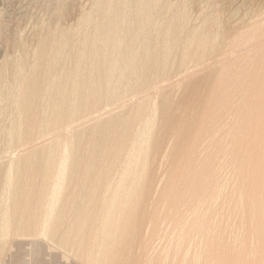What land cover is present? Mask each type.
I'll return each instance as SVG.
<instances>
[{"label":"bare ground","instance_id":"6f19581e","mask_svg":"<svg viewBox=\"0 0 264 264\" xmlns=\"http://www.w3.org/2000/svg\"><path fill=\"white\" fill-rule=\"evenodd\" d=\"M35 1H37V0H34V2ZM48 1H50V0H47L46 2H48ZM55 1L57 2V0H55ZM74 1H73V3H74ZM80 1L81 0H79V2ZM87 1H90V0H87ZM108 1H109L108 5H106V7L103 5V7L106 8L105 12L103 11L105 14L104 15L105 20L102 19L103 18V16H102L101 19H102V22L103 21L104 22H103V25H101V27L97 26V29L99 28L100 30H99V33L96 34L97 36L100 35L105 41L104 51H103L104 54H103V57L101 58L100 66L92 68V67H89V65L88 66L86 65V68L88 67V71L86 72V75L84 74L85 71L83 70L82 65H81V61L83 62V58H82L83 52L81 51L82 50L81 48H83V43H82V41H79L81 38H84L85 35H83V37H80V39L78 37L80 36L79 34H81V31L84 32L83 31V25H84L86 30H87V28H89L90 25H88L87 24L88 22H85L86 20L83 19L84 23H82V25L80 24V28H78L77 30H74V34H75V36H77L76 38L79 39L76 41V46L74 44V47L78 48V50L79 49H81V50L79 52L77 50H75V51H77V53L74 56H76V58L78 60L75 59L76 61H75V64L73 63L74 64L73 67L67 68L66 65L65 64L63 65L62 63L68 62V61H65L63 59L65 57L67 58L68 55H71V56H73V55L71 52H69V50H67L68 45H70V44H68L69 43L68 40H70V39H67V35H69V34H66L68 30L65 29V26L64 27L61 26V24L63 23V20L65 21L66 16H68V15L70 16V14L72 15L75 12L74 11L73 13H70V7L73 6L72 5L73 3L70 1V4H69V2H66V0H64V3L61 2L62 4H60V5L62 6L61 8H63V9H61V8L60 9L62 10L63 13L62 14L60 13L59 17L54 16V17L58 18V19L54 18L55 20L58 21V23L56 25L54 24L55 21L53 23L54 26H56V27H53V28H55V30L53 29V32L55 33L56 38H52L53 41H51V42L54 43V41H55V43L52 47L49 46L48 49H50V47H51L52 50H54V54L56 53V56H58V57H56L57 58L56 60H53L52 58L54 56L52 57V55H51V58H46L47 61H45V63H44V61H42L43 64L47 65L46 66L47 69L45 71V75H44V73L40 72V76L43 74L46 78L45 79L46 84H44L45 90L44 89L43 90L46 91V95L49 96V100H46L47 102L43 103V102H45L44 100L42 102V100L39 101L37 96L35 98L38 99L37 101H39V102H37L38 105L41 102H42L41 104L44 105L43 108H41V106H40V108L43 109L45 114L43 112L40 113L41 111H39V113H40L39 117L41 116V114L45 115V120L42 119V120H44L42 123L45 124V127L48 126L51 131L56 130V132L49 135L50 137H46V138L43 137L45 139L48 138V141L47 142L45 141L46 143L44 146L42 145L43 148L40 146L42 148L39 151L40 159L38 160L37 157L35 158V161H36V159L38 160V162L35 164V165H38V169L35 171V173H34L35 177L31 181L25 182L23 180L22 171L20 169L21 168L20 161H19L20 159L17 158L18 153H20V152H18L19 149H17L18 151H16L15 153H11L12 155L9 154L10 156L8 157V162L6 163L4 169H2L0 167V174H1L0 175V189H1L0 190V235L7 233V231L11 227L12 228L15 227V229H17V230L26 227V228H28V230L35 232V234H40V235L42 234L43 236L46 235L45 237H47V234H50L51 232H53L54 229L56 228V226L58 225V227H59V224H60L58 221V216L60 213L57 214V209L59 208L58 205H60V203H61L62 195H63L62 193H63L64 188L66 186L65 179L66 180L68 179V178H66L67 177L66 175L69 172L72 174V172L75 173V171L78 170L79 172L81 171L80 173H82L81 178L78 180L75 179L77 181H75L74 179L71 178L72 180H74V182L72 180H70V186L68 188H70V190H72V195L71 196L69 195V197H71L70 201H72L71 203H72V205L74 204L73 205L74 207L76 206L77 208L80 209V211H82V215H83L82 218L83 219L82 220L80 219V221L77 222L76 225L74 224L73 228H70V229L68 228L69 230L65 229L64 234L62 235L63 236L62 242L64 244L66 243L67 246H72L76 250V256L79 259V264H150V257L148 255L150 251L144 252V250H143V252H142V250H141L140 252H142V253L138 254L136 251V247L140 246L141 249H146L145 246H146V244L147 245L149 244L151 236L152 237L155 236L156 232H157V231H155V233H153V230H155V228L158 226L156 223L157 217H155V215H149V212L146 210V204L144 202V199H145L147 204L151 205L153 202L152 198H154V196H155L154 190L157 187V182H156V178L154 175V171H155L156 164L161 163L166 158L173 155L174 152L177 150L176 149L177 146L179 144H181L183 141H187L188 143H190V145L194 151V157L196 159H198L202 156L203 151H206L208 145L210 146L213 141L215 143V142H219V140L221 141V139L223 140L225 137L222 138V136H224V135L226 136V133H227L228 137H231V139H230L231 141L227 142L228 146H226V143H225V145L223 147V153L226 154V151L227 152L229 151L230 154H234V161L238 165H242L241 161H243V159L245 160L244 157L247 153L245 152L246 154L242 157V155H243L242 153H244L243 151H245V149L242 150L241 147H237V144L239 145V143H241L245 139H249L251 137L253 126L259 125V123L264 124L263 120H261V119L254 122L252 120V118L255 117V116H253V114H251L253 117L249 118L250 120H252L251 122H253V123L245 124L244 121H243V123H241L242 122L241 120H244L243 117L248 112L247 109L250 108L251 104L253 103L252 98L254 96L251 97V95H256L255 92L253 94V92L248 90V91L244 92L245 95L240 94L239 100H237V101L235 100V102L233 101V99H235V98L232 96L233 97V99H232V97L228 94H227L228 95L227 97H229V98L222 96L219 99V97L215 96L219 100H217L215 102L216 104L213 103V101H215V100H213V97H214V95H217V92H218V89L216 86L217 82H215V81L217 79H219V76L224 77L226 75L227 77H231V76L233 77V74L236 73L239 69V68L235 67V68H237V71H235L233 74H231L230 72H233L232 71L233 69H231L233 66L232 67L230 66L232 64V62H231V64H229L230 67L229 66H226V68L225 67L220 68V66L218 67L217 64L220 62L219 59H223V57L220 58V55L226 50L225 48L222 49V45L225 42L227 43V41L229 39L230 42L227 45L230 46L233 44L234 47H235V45L237 47V46H240L241 43H244L243 40L245 37L249 38V37L253 36L254 30H256L257 27L259 28L260 23L254 24L255 19L253 21L250 18L254 15H258V12H259V14L264 13V0H169V2H167V3L164 0H138V3L137 2L135 3L133 0H108ZM29 2H28V4H29ZM40 2H42V1H40ZM75 2L78 3V0ZM83 2H84V0H83ZM92 2H93V0H92ZM92 2L90 1L88 3L91 4ZM100 2L103 3L102 0ZM19 3H20V1H19ZM81 3H79V4H81ZM101 3H99V4H101ZM49 4H50V2H49ZM105 4H107V3H105ZM26 5H27V3H26ZM34 5H36V4H34ZM51 5H54V4H51ZM13 6L15 7V4ZM16 6H17V4H16ZM24 6L25 5L20 6L17 9L15 7V9H13V12H11V15H13L14 18L16 17V21L18 20L17 18L20 19L24 14H26L25 8L30 7V6L29 7H24ZM74 7H76V6H74ZM91 7H93V6H91ZM101 7L102 6H100V8ZM53 8H54V6H53ZM97 8H99V7H97ZM259 8H260V10H262V12L259 11ZM46 9H47V7H46ZM101 9L99 11H101ZM37 10H39V7ZM83 10H85V8ZM97 10H95V12ZM58 11H60V10H58ZM76 11L79 12L78 10H76ZM80 11H82V9H80ZM90 11L92 12V9ZM77 12L75 14H78ZM85 13H86V11H85ZM87 13H88V17H89V15H93L92 14L93 12L91 14H89V11H88ZM82 14H84V13H82ZM98 14H99V12H98ZM247 14L248 15L250 14L251 17L248 18ZM46 15H47V13H46ZM49 15H51V14H49ZM85 15H87V14H85ZM40 16H37V17H40ZM69 16H68V18H70ZM33 17H35V16H33ZM82 17H83V15H82ZM254 17H257V16H254ZM74 18H77V17H74ZM93 18H94V16H93ZM29 19H30V17H29ZM252 19H253V17H252ZM20 20H22V19H20ZM20 20L18 21V23L20 22ZM258 20H256V21H258ZM4 21L5 20H3V22ZM71 21H73V20L71 19ZM76 21H75V23H77ZM99 21H101V20H99ZM260 21H261V23L263 22V20H261V19H260ZM66 23H67L66 25H68V23H69L67 18H66ZM80 23H81V21H80ZM94 23H92V25ZM96 23H97V21H96ZM119 23H122L123 25H126L127 27L123 28V30L119 28V30H121L122 33L120 32L117 36L114 35V37H113V34H115V33L112 34V32L114 31L117 24H119ZM250 23H253V24H250ZM50 24H52V23H50ZM115 24H116V26H115ZM6 25L7 24L5 23V28H6ZM47 25H45V26L48 27ZM71 25L72 26L74 25L73 27L75 28L74 23ZM94 25H96V24H94ZM120 25L121 24H119V27H122V25L121 26ZM114 26H115V28L113 29ZM261 27L263 28L264 26L261 25ZM7 28H8V26H7ZM29 28H30V26H29ZM42 28H44V27H42ZM90 28H92V27H90ZM44 29H46V28H44ZM94 29H96V28H94ZM49 30H50V28H49ZM49 30L48 31L45 30V32L47 31L46 33H48ZM115 32H116V29H115ZM257 32L258 31H256L255 33H257ZM69 33H70V31H69ZM85 33L87 35V32H85ZM30 34H32V33H30ZM259 34L261 35L260 31H259ZM263 34H264V32H263ZM44 36L45 35H43V37ZM72 36H73V32H72ZM100 36H99V38H101ZM233 36L235 38H233ZM14 37H16V36H14ZM254 37H256V36L254 35ZM260 37H262V36H260ZM19 38H20V36H19ZM50 38H49V41H50ZM37 39H38V37H37ZM249 39H246L247 40L246 42H248ZM253 40H254V38H253ZM46 41H47V39H45V42ZM93 41L96 42L95 40H93ZM261 41H263V40H261ZM43 42L44 41H42V43ZM91 42H92V39H91ZM121 42H123L122 45H120ZM255 42H256V38H255ZM101 44L102 43H100V45ZM116 44L119 45V46L117 45L118 50L113 51V49H114L113 47H115ZM46 45H51V44L46 43ZM88 45H89V43H88ZM71 46H70V49H71ZM243 46H245V43H244V45L242 44L241 47H243ZM0 47H1V45H0ZM86 48H88V47L86 46ZM99 48H101V47H99ZM246 48L249 49V47H246ZM246 48H243V50ZM74 49L75 48L72 47L73 53L75 52ZM175 49H176V51H174ZM221 49H222V52H221ZM52 50H51V52H50V50H48V54L52 53L53 52ZM85 50L88 51V49H84V51ZM228 50L231 51V49H229V48H228ZM34 51L36 54L37 53L36 50H34ZM41 52L40 53L38 52L39 55H41ZM44 52H47L46 48H44L43 54H44ZM236 52L237 51L233 52V55ZM238 52L241 53V51H239V50H238ZM238 52H237V54H239ZM255 52H256V50H255ZM38 53L36 55H38ZM89 53H91V52H89ZM243 53L244 52H242L241 54L243 55ZM250 53L251 52L249 51V54ZM91 54L93 55L95 53L92 52ZM96 54H97V51H96ZM231 54H232V52H230L229 55H227V58H228V56L231 57L232 56ZM247 54L248 53H246V56H248ZM99 55H102V54L100 53ZM251 55H250V57H251ZM262 55H264L263 51H262ZM45 56H46V54H45ZM45 56L42 59H45ZM177 56L180 59H190L192 56H194V59H215V60L207 61V62L205 60L201 61V65H199L197 68H191L188 66H183L182 68H179L176 70V76H175V79H173V81L174 80L175 81L170 86H169L170 83L168 84V82H169L168 81L167 82V84L169 86L168 88L177 89V88H181V86H185V90L188 91L189 93H193L194 94L193 96L195 98L193 100H190V101H181L180 107H183V112L181 114H178L177 112L172 111L170 113V118H168L161 125L157 121V116H158V111L161 108V98H163L165 96V92H167L166 91L167 87H165L164 82L162 84V79H164L165 75H167L168 77L169 76L171 77V74L173 72L172 60L174 57L177 58ZM62 57H63V59H62ZM244 57H245V55H244ZM254 57H256V54ZM36 58H38V57H36ZM58 58H60V59H58ZM239 58H241V55L239 56ZM242 58H243V56H242ZM29 59H31L30 56H29ZM49 59H52V60L48 61ZM79 59H82V60H79ZM135 59H142V61L136 62ZM231 59H233V58L231 57ZM39 60H41V58ZM39 60H38V62H39ZM72 60H73V58H72ZM72 60L70 59L69 62L71 63ZM88 60H92V59L90 58ZM94 61H95V63L97 62L95 59H94ZM73 62H74V60H73ZM84 63L86 64L87 62H84ZM84 63H82V64L84 65ZM40 64H41V62H40ZM38 65H39V63H38ZM42 65L40 66V68L42 67ZM53 65L55 67L54 71H52ZM212 66H214V67H212ZM222 66H224V65H222ZM30 68L28 70H30ZM33 69H35L34 66H33ZM37 69H39V68H37ZM55 69H57V71ZM103 70L106 71V79H104V81L106 80L105 81L106 82L105 83L106 84V87H105L106 92H103V93H107L110 97V101H109L110 104H106V107L108 106L110 108L104 112L103 111L99 112L98 108L102 107V105H103L100 102L101 98L97 97L95 94V96L98 99L95 97L96 100H94V99H91V95H93V97H94V93L96 92L95 89L97 87V85L94 81H95V79L96 80L100 79L99 78L101 76L100 72H103ZM234 70H236V69H234ZM1 71H0V80L2 79L1 77H3ZM29 72H32V70ZM35 72H36V70H35ZM95 73H97L96 75H98V77H96V78L94 77ZM160 73H163L164 75L160 74ZM199 73H200V75L194 76L195 74H199ZM31 74H33V73H31ZM35 75H36V73H35ZM82 75L85 76L84 79L89 78V80L92 81L91 82L92 86L90 87L89 92H87V93H85L86 91H82V90H85V88H86V85H87L86 80L87 79L85 80L86 83H81L79 81L81 78H83ZM235 75L232 78V80L235 78ZM241 75L242 74H240L241 78L236 77V82L233 81L236 83V86L238 89H242V80L244 79L243 77L246 76V74H243L244 76L243 75L241 76ZM33 77L34 76H32L31 78H33ZM36 77H37V75H36ZM36 77H34L33 83L39 81V80H37ZM25 78H26V76H25ZM38 78H39V75H38ZM21 79H23V78H21ZM2 80L0 82H2ZM27 81H28V77H27ZM43 81H44V79H43ZM171 82H172V80H171ZM28 83L30 84V81ZM88 83H89V81H88ZM101 83L103 84L104 82L101 81ZM34 84L37 85L36 83H34ZM167 84H166V86H167ZM25 85H27V84H25ZM89 85H90V83H89ZM100 86L103 87V85H100ZM134 86H137L136 91L131 92L130 94H128L126 96L122 95L123 92H128L129 89L131 87H134ZM35 87L37 88V86H35ZM41 87H42V84L40 86V89H42ZM257 87H258V85H257ZM257 87L252 89V90H255L258 92L259 91L258 89H260V88H257ZM23 88L25 89V86ZM26 89H27V86H26ZM29 89H30V86H29ZM98 90H99V88H98ZM1 91H2V89H0V93H2ZM29 91H30L29 93L31 94L32 89ZM33 91H34V87H33ZM35 91H36V89H35ZM36 92L33 93V95L36 94ZM227 93H229V92H227ZM26 94H28V93L26 92ZM44 94H43V96H44ZM99 94H98V96H99ZM101 94H102V92H101ZM259 94H260V92H259ZM38 96H39V94H38ZM41 96H40V98H41ZM44 97H46V96H44ZM255 97H254V99H255ZM260 97H264V94H261ZM115 98H116V100H115ZM256 98L259 99L258 97H256ZM31 99H32V97H31ZM28 101H30V97H28V98L24 97V104L27 105ZM231 101H233V102H231ZM29 103L31 104L33 102H29ZM210 103L211 104L213 103V105L215 104V106L211 108ZM261 104H263V103H261ZM16 106H18V105H16ZM28 106H30V105H28ZM81 106H85V111L87 110L86 112L88 113L87 117L89 116V118H88L89 120H90V118L94 117L93 127L96 126V130L101 129L102 131L106 132V134H109L107 132L109 130L115 132L112 137H109L110 135L107 136L108 140L105 141L104 143H102V145H101V142H100V144H98V142L100 141L99 140L100 137H98L99 141L97 143H94L95 139H92V142H93L92 145L95 146V147L93 146L94 147V155L93 156L91 155L92 157L89 156L91 158H89V160L86 162L79 160V157H77V153L75 152V150H76L75 149L76 148V146H75L76 145V139H75L76 135L74 134V132H75L74 131V128H75L74 124L76 125V127H77V124L76 123L73 124V122H75L78 119V117L84 116V113H81V112H80V116H79L78 111L81 110V108H80ZM262 106H264V105H262ZM26 107H24V108H26ZM256 107L258 108V106H256ZM20 108H19V110H20ZM22 108H23V106H22ZM31 108L33 110L32 106H31ZM260 108H259V110H260ZM248 110H250V109H248ZM251 110H252V108H251ZM21 111H23V110H21ZM29 111H31V109H29ZM29 111H27V112H29ZM82 111H84V110H82ZM169 111L170 110H168V112ZM255 111H257V110H255ZM261 111H262V109H261ZM35 112H38L37 109ZM46 112H48V113H46ZM236 112L239 113L240 115H238ZM18 113L20 114L21 112H18ZM23 113L26 114L25 111ZM226 113H228V114H227V117L225 119H227V123H228L227 125L229 126V130H226V128L223 127L222 122L224 121V119L222 122L220 120V122L222 123V125H220V127L216 126L214 121H213L214 124H212L213 122L210 121V120H213L214 117L218 121V119H219L218 116L221 115L220 117H222L223 115H226ZM14 114H16V113L14 112ZM32 114L34 115L33 112H30V114L28 116H31ZM208 114L209 115L214 114L212 119H210V120L208 119V117H209ZM44 115H43V117H44ZM216 115H218L217 116L218 118L216 117ZM262 115H263V111H262ZM260 116H261V114H260ZM21 117L22 116L20 115L19 118H21ZM261 117H263V116H261ZM40 118H39V120H40ZM216 119H214V120L216 121ZM253 119H255V118H253ZM24 120H25V118H24ZM35 120L36 119H34V121ZM30 121L28 122V120H27L28 123H25V121L23 122L22 120L19 119V121L16 122V125L14 122V126H15L14 131H13L14 134L10 132L11 133L10 137L12 139L11 140L12 142H13V139H17V138H15L17 136V134L15 133V130L20 129L22 127V125L26 126L27 130L26 129L25 130L27 132L30 131V133H28V134H31V131H33V135H34V131H36V126H35V123H30ZM91 121H92V119H91ZM207 121H210L208 124H210V123L212 124V125H210V127H209V125H206ZM245 121H248V119ZM40 123L41 122L39 121V123H37V124H40ZM83 123L85 124V122H83ZM5 124L8 125L7 122ZM78 124H79V122H78ZM80 124H82V123H80ZM11 125L12 124L10 123V125H9L10 128H11ZM224 125L226 126V123ZM228 126H226L227 129H228ZM40 128L42 129L43 127H40ZM40 128H38V129H40ZM222 128L223 129L225 128V129L222 130ZM254 128H256V127H254ZM84 131H85V133L89 132V131L86 132L85 128H84ZM197 131L199 133L198 134L199 136L195 135V133ZM16 132H18V131H16ZM22 132L24 134H26V132H24V129L22 130ZM36 132H38V133L41 132V134H43V135L45 134V133H42L41 130L40 131L38 130ZM48 132L49 131H47V133ZM99 132H101V131H99ZM91 133H92V130H91ZM258 134H259V132H258ZM18 135H19V133H18ZM89 135H91V134H89ZM260 135H259V137H260ZM22 136H23V134H22ZM82 136H85V134ZM255 136H257V135H255ZM262 137H264V136H262ZM81 138H83V140H85L84 139L85 137H81ZM202 138H204V140ZM28 139H29V137H28ZM7 140H8V138H7ZM31 140L33 141V139H31ZM38 140H40V138ZM3 141H4V139H3ZM18 141H19V138H18ZM28 141H30V140H28ZM80 141H81V139H80ZM102 141H104V140H102ZM0 142H2V141H0ZM77 142H79L78 139H77ZM82 142H84V141H82ZM82 142H79V143L81 144ZM236 142H238V143H236ZM33 143H34V141H33ZM90 143H91V141H90ZM12 145H14V144H12ZM35 145H37V144H35ZM198 145H200L201 147L197 148ZM204 146H206V148ZM89 147L90 146H88V148ZM23 148H26V147H23ZM23 148H22V150H23ZM202 148L205 149L202 151V153L197 152V149H198V151H201ZM84 149H86V148L84 147ZM27 150H29V149L27 148ZM30 150L32 151L33 148ZM80 150L82 151L83 149H80ZM79 152L80 151H78V153ZM248 152H249V149H248ZM252 152H253V150H252ZM82 153L83 152H81L80 154H82ZM151 153H152V156L149 158ZM253 153L252 154L255 156L256 151H254ZM27 154H29V153H27ZM252 154H251V156H252ZM25 157L26 156H24L23 159ZM237 157H239V159H236ZM240 157H242L243 159H241ZM80 158H81V156H80ZM29 159H30V156H29ZM87 159H88V157H87ZM22 161L24 162V160H22ZM71 162H74V163L77 162V164H76V166L73 165V166H75L74 169L68 171L69 164H71ZM257 162H254V163H257ZM150 163L152 165V167H151L152 168V174H150L148 180H145L146 168ZM32 164H33V162H32ZM243 164H245V162ZM251 164H252V162H251ZM259 164L260 163H258V165ZM1 166H3V165H1ZM248 166H250V165H248ZM254 167H257V166H254ZM259 168H261V166ZM32 171H33V169H32ZM78 171H76V172H78ZM26 173H27V171H26ZM74 173H73V175H74ZM259 173L260 172H258V174ZM28 178H29V176H28ZM257 179H259V178H257ZM257 181H255V182H257ZM260 184H262V182ZM260 184L258 183L259 187H260ZM14 186H20V187L27 186L28 187L27 191L24 189H23L24 191L22 190L21 196H24V198H22L23 202H22V207L20 209H18L17 207L16 208L12 207L10 205L11 204L10 199H11V197H13L12 196L13 193H12V191H8V190ZM255 186H254V190H255ZM263 186H264V184H263ZM141 188H144L146 191L145 197H143V195L138 194ZM257 189L259 190L258 187H257ZM65 191H67V190H65ZM259 192L261 194H263L262 191H259ZM15 193H17V192H15ZM76 193H78V197H77ZM250 193L253 194V192H251V191H250ZM255 193L257 196V192H255ZM261 194H259V195H261ZM33 195L36 196L35 203L39 207V211H37L38 209L37 210L35 209L36 204L33 205V202H34L33 199H32L33 202L30 200L31 196H33ZM64 196H66V194ZM216 196H217V192L215 190H212L210 192L208 190L203 191L202 196L200 198H207V200H204L202 202L203 205H201V206L197 205V204L190 205L191 207H189L188 210L191 213L190 212L189 213L190 214L197 213L198 208L202 207L204 205L206 206V208H208L212 204V202H213L212 200H214L216 198ZM256 196L255 195H254V197H253V195L250 196L251 198L253 197L252 199L248 197V199L251 200V201H248V203L251 202L254 204V206L256 208H260V210L262 211V213L260 212V214H262L264 216V210L262 207L264 205L261 204L262 202L259 199L255 198ZM258 198H260V197H258ZM263 198L261 197V200ZM66 199H67V197H66ZM163 201H165V200H163ZM16 202L17 201H15L14 204ZM251 203H250V205H251ZM68 204H69V202H68ZM69 205L71 206V204H69ZM162 205H163V202H162ZM250 205L248 204V206H250ZM259 205H261V206H259ZM70 206H69V208H70ZM163 207H165V206H163ZM69 208H67V209H69ZM71 208H70V210H71ZM159 209H160V206H159ZM70 210H67V211L70 213ZM157 210H158V208H157ZM248 210L250 212V208ZM248 210L246 211L245 209L242 208L239 212H237V218L239 220V225L242 226L243 224H246L247 217H249V216H250L249 218L251 219V221L253 220V218L255 216V215H253V213L257 209L255 210V208H254L255 211L253 213H248ZM167 211H165V212L168 213ZM71 213H72V210H71ZM77 214L80 215L78 212H77ZM66 215H64V216H66ZM76 217H78V216H76ZM76 217L73 220H76ZM67 218L65 217L64 220H67ZM180 218H183V220H184V216L180 217ZM244 218H246V221L244 220ZM69 219H70V217H69ZM61 220H62V218H61ZM67 221L69 223V220H67ZM67 221H65V222H67ZM134 221H137V224H138L137 227H136V225H134ZM71 222L72 221H70V223ZM74 223H76V221ZM147 223H148V228L146 227ZM155 223L157 226L155 225ZM183 224H184V222L182 220L179 219L177 221V225L181 226ZM153 225H155V226H153ZM62 226H65V225H62ZM69 227H71V226H69ZM151 229H152V231H151L152 234L148 231ZM58 230H60V229H58ZM62 230L59 232H62ZM24 231H26V230H24ZM50 235H52V234H50ZM59 236L61 237V235H59ZM53 237H54V235H53ZM63 247H66V246H63ZM148 248L149 247H147V250H148ZM67 249H69V248H67ZM71 251L72 250H70V252ZM74 253H75V251H74ZM136 254L140 257H136L135 256ZM212 255H213V257H217V255H214V254H212ZM238 258H239V262L237 264H244V258L243 257L240 258L239 256H238ZM252 259H254V260H252ZM252 259H245V261L250 262L251 264H258V263L262 264V263H264V247L260 248L259 258L253 257ZM168 261H169L168 257H166V258L164 257V261L159 262L158 264H168ZM207 263L208 264H214L212 260L207 262Z\"/></svg>","mask_w":264,"mask_h":264},{"label":"rangeland","instance_id":"374dc122","mask_svg":"<svg viewBox=\"0 0 264 264\" xmlns=\"http://www.w3.org/2000/svg\"><path fill=\"white\" fill-rule=\"evenodd\" d=\"M19 1H20V3H19ZM27 1L28 2L30 1L29 4ZM40 1H42V2H40ZM46 1L47 0H37V1H35L36 2L35 3L34 0H23V1L22 0H0V21H1L0 22V28H1L0 29V40H1L0 41L1 42L0 43V45H1V47H0V68L1 69H0V71L3 69L1 71L2 76H3L1 78L3 80L1 79L2 82H0V87H1L0 89H2V91H1L2 93H0V95H1L0 96V141H2V142H0V167L2 169H4L6 163L8 162V157L10 155H12L11 153H15L16 151H18L17 149H19L18 152H20V153L17 152L18 153L17 158L20 159L19 160L20 166H21L20 169L22 171L23 180L25 182H29L32 179H34V177H35L34 173L38 169V165H35V164L40 159L39 151L43 148L42 145L44 146L45 143L48 141V138L47 139H45V138L50 137L49 135L56 132V130L51 131L50 128L48 126H46L49 129L48 130L45 127V124L42 123L45 120V115H44L45 112L43 111V109H41L44 106L41 103L43 102V100L45 101L43 103H46L47 102L46 100H49V96H47L46 91H44L45 90L44 84H46V82H45L46 78L44 75H45V71L47 69V67H46L47 65L43 64L42 61H44V63H45V61H47L46 58H51V55H52V57L53 56L55 57V58L54 57L52 58L53 60H56L57 59L56 57H58V56H56V53L54 54V50H52V48H51L54 45L55 41H54V43L51 41H53L52 38H56V35L53 32V29L55 30V28H53V27H56V26H54V24L56 25L58 23V21L55 19L60 16V13L61 14L63 13L61 10L63 8H61L62 6L60 4L64 3V0H57V2L55 0H50L48 2H46ZM70 1L73 3L74 0L73 1L72 0H66V2H69V4H70ZM75 1H77V0H75ZM75 1L73 4L71 3L73 6L70 5L71 6L70 7V13H73L74 11L75 12L72 15L70 14V16L68 15L70 18H68V16H66L65 21L63 20V23L61 22L62 23L61 26H63V27L65 26V29L68 30L66 34H69V35H67V39H70V40H68V42H69L68 44H70V45H68L67 50H69V52H71L73 55V56L68 55L67 58L65 57L67 60L65 58L63 59V57H62L63 60L68 61V62H64L62 60L64 62L62 64L63 65L65 64L67 68L73 67L75 64V61H76L75 59H77L76 56H74V55L77 53V51L79 52L82 49L81 51L83 52V56H82L83 62L81 61V65H82L83 70L85 71L84 74L86 75V72L88 71V67L86 68V65L87 66L89 65V67H92V68L100 66V61H101V58L103 57V54H104L103 51H104L105 41L100 35L99 36L101 38H99V36H97L96 34H98L99 30H100L99 28L97 29V26L101 27V25H103V22H104V21L102 22V19L105 20L104 19V15H105L104 12L106 9L105 7H106V5H108L109 1L108 0H102L103 3H101L100 2L101 0H96V1L93 0V2H94L93 3L92 0H90L93 4L92 3L89 4L88 2H90V1H87V0H84V2H83V0H81L80 2L78 0V3ZM133 1L135 3L136 2L138 3V0H133ZM164 1L166 3L169 2V0L168 1L164 0ZM49 2H50V4H49ZM26 3H27V5H26ZM79 3H81V4H79ZM99 3H101L102 5ZM105 3H107V4H105ZM14 4H15L16 9L20 6H23V5H25L24 7L30 6L29 8H25L26 14H24L20 18L22 20L17 18L18 20L16 21V17L14 18V16L11 15V12H13V9H15V7L13 6ZM16 4H17V6H16ZM34 4H36V5H34ZM51 4H54V5H51ZM103 5L105 7H103ZM53 6H54V8H53ZM74 6H76V7H74ZM77 6L80 9H82V11H80V9ZM91 6H93V7H91ZM96 6L99 8H100V6H102L103 8L102 7L101 8L103 10L100 8L101 11H99L100 9L97 8ZM38 7H39V10H37ZM46 7H47V9H46ZM84 8H85V10H83ZM91 9H92L93 13L90 11ZM58 10H60V11H58ZM76 10H78L80 13L77 12ZM95 10H97L99 12V14L97 11H96L97 12L96 13ZM85 11H86V13H85ZM88 11H89V14H91V13L93 14V15H89L90 18L88 17V13H87ZM259 11L262 12V10H260V8H259ZM76 12L78 14H75ZM46 13H47V15H46ZM82 13H84V14H82ZM49 14H51V15H49ZM85 14H87V15H85ZM261 14L262 13L259 14V12H258V15H254L257 17L252 16L253 19H252L250 14L249 15L247 14L248 15L247 17L248 18L251 17L250 18L251 20L254 21V19H255L254 24L260 23L259 28L257 27L256 30H254L253 36L249 37L250 39L246 38V37L244 38L243 42L245 43V46H243V47H241V46H242V44L244 45V43H241V45L237 46V47H236V45L234 47L232 44V45H230L231 46L230 47L229 45H227L230 42L228 39L227 43L225 42L226 44L224 43L225 45L224 44L222 45V49L223 48L226 49L225 50L226 52L223 50L224 52L220 55V58L223 57V59H219L220 62L217 64L218 67L220 66V68H224V67L226 68V66H229V64H231V62H232L233 65L231 64L230 66L231 67L233 66L231 68V69H233L232 70L233 72H230L231 74H233L235 71H237V68H239V69L236 73L233 74V77L236 74L235 78H234L235 80L234 79L232 80V78H233L232 76L227 77L225 75L224 77L222 76L223 78L221 76H219V79H217L215 81V82H217L216 86H217L218 92H217V95H214V97H213V100H215V101L212 100L213 103H215L217 100H219L222 96L227 97L228 95H230L231 97L233 96L235 99H233V97H232V99L235 102V100L236 101L239 100L240 94L245 95L244 92H246L248 90L253 92V94H254V92L256 93V95H251V97L256 96L259 98V99H257L256 97H255V99H254V97L252 98L254 100V101L252 100L253 105L251 104V107L248 108L250 110L252 108V110L250 111L247 109V111L248 112L250 111V112L249 113L247 112V114L243 117L244 120H241L242 121L241 123H243V121H244L245 124L253 123V122H251L252 120L255 122V121H258L259 119L263 120V123H264V106H262V105H264V102H263L264 97H260L261 94H264V55H262V51L264 54V36H263L264 35L263 34L264 27L263 28L261 27V25L264 26V13L262 15ZM82 15H83V17H82ZM33 16H35V17H33ZM37 16H40V17H37ZM54 16H57V17H54ZM93 16H94V18H93ZM102 16H103V18H102ZM29 17H30V19H29ZM72 17L73 18L77 17L78 19L74 18L75 19L74 20ZM66 18L69 22L68 25H66L67 24ZM259 18L261 20H263L262 23H261ZM71 19L73 21H71ZM83 19L86 20L85 22H88L87 24L90 25L89 28L90 27H92V28H90V29L87 28V30H88L87 31L83 25V31L84 32L81 31V34H79L80 36L78 38L80 39V37H83V35H85L84 36L85 39L81 38L79 40L78 38H76L77 36H75L74 30H77L78 28H80V24L82 25V23H84ZM3 20H5V21L3 22ZM19 20H20V22L21 21L22 22L18 23ZM79 20L81 21V23ZM99 20H101V21H99ZM256 20H258V21H256ZM54 21H55V23H54ZM75 21L77 23H75ZM96 21H97V23H96ZM5 23L7 24L6 28H5ZM50 23H52V24H50ZM73 23L75 24V28L73 27L74 25L73 26L71 25ZM92 23H94L96 25H94V24L92 25ZM119 24H121L122 27H119ZM119 24H117V26L115 24L116 28H115V26L113 27V29L114 28L116 29V32H115V29L112 32V34L115 33V34H113V37H114V35L117 36L120 32L122 33V31L119 30V28L123 30V28L127 27L126 25H123L122 23H119ZM250 24H253V23H250ZM45 25H47L48 27H46ZM7 26H8V28H7ZM29 26H30V28H29ZM42 27H44L46 29H44ZM49 28H50V30H49ZM94 28H96V29H94ZM45 30H47V31L49 30V32L50 31L51 32L46 33L47 31L45 32ZM69 31L71 34L69 33ZM256 31H258V32L255 33ZM259 31H260L261 35L259 34ZM72 32H73V36H72ZM85 32H87V35ZM30 33H32V34H30ZM43 35H45L44 36L45 38L43 37ZM254 35L256 37H254ZM14 36H16V37H14ZM19 36H20V38H19ZM260 36H262V37H260ZM37 37H38V39H37ZM48 37L49 38L51 37L50 41H49ZM233 38H235V37L233 36ZM253 38H254V40H253ZM255 38H256V42H255ZM45 39H47L46 42H45ZM91 39H92V42H91ZM246 39L250 40V41L248 40L249 43L246 42L247 41ZM77 40L82 41V43H83V48H81L79 50H78V48L74 47V44L76 46ZM93 40H95L96 42H94ZM261 40H263V41H261ZM42 41H44V42L42 43ZM72 41L73 42L75 41V42L73 43ZM46 43L51 44V45H46ZM88 43H89V45H88ZM100 43H102L103 45L102 44L100 45ZM122 43L123 42H121L120 45H122ZM117 45L118 44H116L115 47L112 46L114 48L113 51L118 50L117 47L119 45L118 46ZM49 46H51L50 49H48ZM70 46H71V49H70ZM86 46L88 48H86ZM72 47L75 48L74 51L75 50H77V51H75L73 53ZM99 47H101V48H99ZM246 47H249V49H247ZM44 48L47 49V52H44V54H43ZM228 48L231 49V51L228 50ZM243 48H246V49L243 50ZM84 49H88V51L87 50L84 51ZM222 49H221V52H222ZM254 49L256 50V52ZM34 50H36L37 53L38 52L40 53L42 51L41 52L42 56L39 55V53H38L39 56L36 55L37 53L35 54ZM48 50H50V52L52 50L53 52L48 54ZM95 50L97 51V54H96ZM234 50L237 52L239 50V51H241V53L242 52H244V53L242 55L240 52H238L239 54H237V52H236L233 55V52H235ZM174 51H176V49ZM249 51L251 52L250 54H249ZM89 52H91V53L93 52L95 54L92 55ZM230 52H232L231 57L233 59H231L230 56H228L229 59L227 58V55H229ZM98 53L99 54L101 53L102 55H99ZM246 53H248L247 55L249 57L246 56ZM45 54H46V56H45ZM255 54H256V57L258 59L256 57H254ZM28 55L31 57V59H29ZM240 55H241V58H239ZM244 55H245V57H244ZM250 55H251V57H250ZM35 56L38 58H36ZM44 56H45V59H42V58H44ZM242 56H243V58H242ZM40 58H41V60H39ZM72 58H73L74 62H73ZM90 58L92 60H88ZM52 59H49L48 61H50ZM58 59H60V58H58ZM70 59L72 60L71 63L69 62ZM94 59L97 61L96 63H95ZM38 60H39V62H38ZM79 60H82V59H79ZM204 60L207 62V61H212L215 59H194V56H192L190 59H180V58H178V56H177V58H175V57L173 58V60H172L173 72L171 74V77L170 76L168 77L167 75H165L166 77L164 76V79H162V84H163V82L165 83V87H167V89H166L167 92H165V96L163 98H161V108L158 111V116H157V121L159 124L162 125L168 118H170V113L172 111H175L178 114H181L183 112V107H180L181 101H190V100H193L195 98L193 96L194 95L193 93H189L188 91L185 90V86H181V88H177V89L168 88L175 81V80L173 81V79H175L176 70L179 68H182L183 66H188L191 68H197L199 65H201V61H204ZM135 61L141 62L142 59H135ZM40 62H41V64H40ZM84 62H87V63L85 64ZM38 63H39V65H38ZM82 63H84V65ZM41 65H42V67L40 68ZM222 65H224V66H222ZM33 66L35 67V69H33ZM214 66H212V67H214ZM235 67H237V68H235ZM29 68H30V70H28ZM37 68H39V69H37ZM54 68L55 67L53 65V68H52L53 70L52 69L51 70L54 71ZM234 69H236V70H234ZM31 70H32V72H29ZM35 70H36V72H35ZM55 70L57 71V69H55ZM40 72L44 73V75L41 73L43 76L42 75L40 76ZM31 73H33V74H31ZM35 73H36L37 77H36ZM96 74L97 73L94 74L95 76L93 75L95 78L98 77V75H96ZM160 74H163V73H160ZM240 74H242V75L246 74V76L243 77L244 79L242 80V89H238L236 86V83H235L236 77L239 78ZM38 75H39V78H38ZM100 75H101L99 77L100 79H97V80L95 79V81H94L96 83L97 87L95 89L96 92L94 93V97H93V95H91V99L96 100L97 97H100L101 98L100 102L103 105H102V107H99L98 109H99V112H102V111L104 112L110 108L108 106L106 107V104H110V102H109L110 97L107 93H103V92H106V88H105L106 87V84H105L106 80L104 81V79H106V71L103 70V72H100ZM198 75H200V73L195 74L194 76H198ZM25 76H26V78H25ZM32 76L36 77L37 80H39L37 82H34L37 85H35L33 83L34 77L31 78ZM27 77H28V81H27ZM21 78H23V79H21ZM42 78L44 79V81ZM84 78H85V76H83V78H81L82 80L81 79L80 80L78 79V80L81 83H86V81H87V83H86L87 85H86L85 90H82V91H86L85 93H87V92H89V89L92 86V84H91L92 81L89 80V78H86L87 80ZM171 80H172V82H171ZM29 81H30V84L28 83ZM88 81H89L90 85H89ZM101 81L104 83L102 84ZM233 81H235V82H233ZM167 82H168V84L170 83L169 86H168ZM25 84H27V85H25ZM41 84H42V87H41L42 89H40ZM166 84H167V86H166ZM100 85H103V87ZM257 85H258V87H257ZM24 86H25V89L23 88ZM26 86H27V89H26ZM29 86H30V89H29ZM32 86L34 87V91H33ZM35 86H37V88ZM256 87L260 88V89H258L259 90L258 92L255 90H252ZM98 88H99V90H98ZM31 89H32V91L30 94L29 90H31ZM35 89L37 92L35 91ZM136 89H137V86L131 87L128 92H123L122 95L126 96V95L130 94L131 92L136 91ZM26 92L29 95L26 94ZM35 92H36V94L33 95V93H35ZM101 92H102V94H101ZM227 92H229V93H227ZM259 92H260V94H259ZM37 93L39 94V96ZM43 94L47 98L44 97ZM95 94L97 97L95 96ZM98 94H99V96H98ZM36 96L38 97L39 101L42 100V102L39 105L37 103V102H39V101H37L38 99L35 98ZM40 96H41V98H40ZM215 96L219 97V99ZM24 97H27V98L30 97V101L27 102V105L24 104ZM31 97H32V99H31ZM227 98H229V97H227ZM115 100H116V98H115ZM233 101H231V102H233ZM29 102H33L34 104L33 103L30 104ZM213 103L212 104L210 103L211 108L214 107L216 104L215 103L213 105ZM261 103H263V104H261ZM16 105H18V106H16ZM28 105H30V106H28ZM22 106H23V108L26 106L27 107L23 109ZM31 106L33 107V110L31 108ZM40 106H41V108H40ZM256 106H258V108ZM19 108H20V110H19ZM80 108H81V110L78 111L79 116H80V112L84 113V116L78 117V119L75 122H73V124L74 123L77 124V127L74 124V127H75L74 128V131H75L74 134L76 135V138H75L76 139V145H75L76 150H75V152L77 153V157H79V160L86 162L89 160V158H91L94 155V147L95 146L92 145L93 144L92 139H95L94 143H97L100 140L98 142V144H100V142H101V145H102V143H104L105 141L108 140L107 136L110 135L109 137H112L115 132L109 130V131H107L109 134H106V132L102 131L101 129L96 130V126L93 127L94 117L90 118V120H89L88 119L89 116L87 117V115H88V113L86 112L87 110L85 111V106H81ZM259 108H260V110H259ZM29 109H31V111H29ZM36 109L38 112H35ZM261 109L263 111V115H262ZM21 110H23V111H21ZM82 110H84V111H82ZM168 110H170V111L168 112ZM255 110H257V111H255ZM24 111L26 112V114L23 113ZM27 111H29V112H27ZM39 111H41L40 113H42V112L44 113V114H41V116H40L41 118L39 117V115H40ZM14 112L16 114L18 112H21V113L20 114L18 113L16 115V114H14ZM30 112H33L34 115L32 114L31 116H28L30 114ZM46 113H48V112H46ZM259 113L263 117H261ZM227 114L228 113H226V115L222 114L223 115L222 117H220L221 115H219V116L216 115V117L217 116L219 117L218 121L215 117H214V119H216V121L214 119L210 120V119H212L214 114H211L212 116L208 114L210 117V118L208 117V119L212 122L214 121L215 125L218 127H220V125H222V123H223V127H225L226 130H229V126L227 125L228 124L227 119H225L227 117ZM237 114L240 115L239 113H237ZM251 114H253V116H255V117H253ZM20 115L23 118L22 117L19 118ZM43 115H44V117H43ZM252 117L255 118L256 120L253 119ZM24 118H25V120H24ZM39 118H40V120H39ZM249 118H252V120H250ZM19 119L22 120L23 122L25 121V123H28L31 120L30 123H35L36 131L41 130L42 133H45V134L43 135V134H41V132L38 133L36 131H34V135H33V131H31V134H28V133H30V131L27 132L26 126L22 125V127L20 129L15 130V133L17 134L18 137L16 136L15 138H17V139H13V142H12L10 134L11 133L14 134V132H13L14 127H15L14 122L16 125V122H18ZM34 119H36V120L34 121ZM42 119H44V120H42ZM84 119L86 121L87 120L88 121L86 122ZM91 119H92V121H91ZM223 119H224V121H223ZM247 119L249 122L245 121ZM27 120H28V122H27ZM38 120L41 122L40 124H37V123H39ZM220 120H221V122L222 121L223 122L221 123ZM210 121H207V123H206V125H209V127H210V125L214 124V122L212 124L211 123L208 124ZM4 122L5 123L7 122L8 125H6ZM78 122H79V124H78ZM83 122H85V124ZM10 123L12 124L11 128L9 126ZM80 123H82V124H80ZM225 123H226V126H228V129L224 125ZM89 125L90 126L92 125L91 126L92 128ZM40 127H43V128L41 129ZM254 127H256V128H254ZM22 128L24 129V132H26V134H24L22 132V130H23ZM38 128H40V129H38ZM84 128H85L86 132H88V131L89 132L85 133ZM224 129L222 128V130H224ZM46 130L49 131L50 133L49 132L47 133ZM91 130H92V133H91ZM16 131H18V132H16ZM93 131L94 132L96 131L95 132L96 134ZM99 131H101L103 134ZM198 131L195 133V135L199 134ZM258 132H259V134H258ZM18 133L20 136L18 135ZM22 134L24 137L22 136ZM84 134H85V136H82ZM89 134H91V135H89ZM255 135H257V136H255ZM259 135H260V137H259ZM262 136H264V124L259 123V125L253 126L252 135H251L252 138L250 137L251 139L250 138L245 139V140L243 139L244 141L239 143V145L237 144V147H241L242 150L245 149V151H243L244 153H242L243 154L242 157L247 153L244 157L246 161L242 157H240L241 159H243V161H241L242 165H238L234 161V154H230L229 151L228 152L226 151V154L223 153V147H224L225 143H226V146H228L227 142L231 141L230 140L231 137H228L227 133H226V136L225 135L222 136V138L225 137L223 139L224 141L222 139H221V141L219 140V142H215V143L213 141L210 146L208 145L209 148L207 147L206 151H203V150H205L203 148L204 147L206 148V146H204L202 148V150L200 149L201 151H198V149H197V152H199V153H202V151H203L202 156L198 159H196L194 157V151H193L190 143H188L187 141H183L181 144H179L177 146V148H176L177 150L174 152L173 155L169 156L168 158H166L161 163H157L155 166V171H154V175H155L156 182H157V187L154 190L155 196H154V198H152L153 202L150 205V204H147V202L144 199V202L146 204V210L149 212V215H155V217H157L156 223L158 226L155 223V225L157 227L155 228V230H153V233H155V231H157V232H156L155 236H153V237L151 236L152 239L150 238V242L148 244L149 246L147 244L145 246L146 249H141L140 246L136 247L137 253L141 254L143 252V250H144V252L150 251L148 254L150 257V264H158L159 262H163L164 257L165 258L168 257V260H169L168 264H173V263L174 264H208L207 262H209L211 260L213 261L214 264H237L239 262L238 256L240 258L241 257L244 258V264H251L250 262L245 261V259H252L253 257L259 258L260 248L264 247V216L262 214H260V212L262 213L260 208H256L254 206V204L251 202L248 203V201H251L250 199H248V197L251 198L250 196H252V195H253V197H254V195L256 196L255 192H257V196L255 198L259 199L262 202L261 204L264 205L263 204L264 203V200H263L264 199L263 198L264 197V186H263V184H264V176H263L264 175V170H263L264 169V137H262ZM6 137L8 138V140ZM28 137H29V139H28ZM43 137H45V138H43ZM81 137H85L84 138L85 140H83V138H81ZM98 137H100L99 140H98ZM18 138H19V141H18ZM39 138H40V140H38ZM3 139H4V141H3ZM27 139L30 141H28ZM31 139H33L34 143ZM77 139L79 142H82V141H84V142H82L80 144L79 142H77ZM80 139H81V141H80ZM202 139L204 140V138H202ZM102 140H104V141H102ZM90 141H91V143H90ZM11 143L14 145H12ZM236 143H238V142H236ZM35 144H37V145H35ZM88 146H90L89 148L91 150L88 148ZM23 147H26V148H23ZM84 147L86 149H84ZM198 147H201V146L198 145L197 148ZM22 148H23V150H22ZM27 148L29 150H27ZM32 148H33V150L31 151L30 149H32ZM80 149H83L84 151L83 150L81 151ZM248 149H249V152H248ZM252 150H253V152L256 151L255 156L253 155L254 153L252 152ZM78 151H80V152L78 153ZM81 152H83V153L80 154ZM27 153H29V154H27ZM251 154H252V156H251ZM24 156H26V157L23 159ZM29 156H30V159H29ZM80 156H81V158H80ZM89 156H91V157H89ZM151 156H152V153L150 154L149 158ZM36 157L38 158V160L36 159V161H35ZM87 157H88V159H87ZM236 159H239V157H237ZM22 160H24L25 163ZM32 162H33V164H32ZM244 162H245V164H243ZM251 162H252V164H251ZM254 162H257V163H254ZM258 163H260V164L258 165ZM76 164H77V162L76 163L71 162V164H69L68 171L74 169ZM1 165H3V166H1ZM73 165H75V166H73ZM248 165H250V166H248ZM32 166L33 167L35 166V167L33 168ZM254 166H257V167H254ZM260 166H261V168H259ZM151 167H152V165L150 163L146 168L145 180H148L150 174H152V168ZM32 169H33V171H32ZM26 171H27V173H26ZM76 171H78V170H76ZM76 171H75V173L71 171L72 174L69 172L66 175L67 176L66 178H68L67 179L68 181L65 179L66 186H65L64 191L62 193L63 195H62L61 203H60V205H58L60 209L58 207H57L58 209L56 208L57 214L60 213L58 216V221L60 223L59 227L57 225L56 228L54 229V231L50 233L52 235L47 234V237H45L46 235L43 236L42 234L41 235L35 234V232L28 230V228H26V227L18 229L19 231L17 229H15V227H13V228L11 227L7 231V233L0 235V264H79V259L76 256V250L72 246H67L66 243L64 244L62 242V237H63L62 235L64 234L65 229L73 228L74 224L76 225L77 222L80 221V219L81 220L83 219L82 218V216H83L82 211H80V209L77 208L76 206L74 207L73 206L74 204L72 205V203H71L72 201H70L71 197H69V195L70 196L72 195V190H70V188H68L70 186V180H72V179L78 180L81 178V175H82V173H80L81 171L80 172L78 171L79 173ZM257 171L260 172L259 173L260 175L258 174ZM73 173H74V175H73ZM28 176H29V178H28ZM257 178H259V179H257ZM74 180H72V181L74 182ZM77 180H75V181H77ZM255 181H257L259 184L262 182V184H260V187H259L258 183ZM254 186H255L256 191L254 190ZM19 187L20 186H14L8 190V191H12V193H13V195L11 194L13 197H11V199H10L11 200L10 205L12 207H15V208L17 207L18 209H20L22 207V202H23L22 198H24V196H21L22 190L23 189L26 191L28 190L27 186L20 187V188ZM257 187L259 188V190L257 189ZM65 190H67L68 192ZM205 190H208L209 192L212 190H215L217 192L216 198L214 200H212L213 202L208 208H206V206L204 205V206L198 208L197 213L190 214L191 212L188 210V208L191 207L190 205L197 204V205L201 206V205H203L202 202L204 200H207V198H200L202 196L203 191H205ZM250 191L253 192V194L250 193ZM259 191H262L263 194H261ZM15 192H17V193L19 192V193L17 194ZM258 193L261 195H259ZM65 194H66V196H64ZM76 194L78 197V193H76ZM138 194L143 195V197H145V195H146L145 189L141 188ZM66 197H67V199H66ZM258 197H260V198H258ZM261 197L263 198L262 200H261ZM32 199L34 202L32 201ZM30 200L33 202V205L36 204L35 203V201H36L35 195L31 196ZM163 200H165L166 202ZM15 201H17V202L14 204ZM68 202H69V204H71V206L68 204ZM162 202H163V205H162ZM250 203H251V205H250ZM248 204L250 206H248ZM158 205L160 206V209H159ZM69 206H70V208L74 207L73 209L71 208L72 213L74 215L71 213ZM163 206H165V207H163ZM259 206H261V205H259ZM35 207H36L35 209L36 210L38 209L37 211H39V207L37 206V204L35 205ZM262 207L264 210V206H262ZM67 208H69V209H67ZM157 208H158V210H157ZM242 208L245 209L246 211L250 208V212L248 210V213H253L256 209H257L256 210L257 212L255 211L253 213V215H255V216H254L252 221L249 218L250 216L247 217V221H246V218H244V220L246 221V224H243L241 226V225H239V220L237 218V212H239ZM254 208H255V210H254ZM67 210H70V213ZM165 211H167L168 213H166ZM77 212L80 215H78ZM66 214L70 217V219ZM64 215H66V216H64ZM76 216H78V217H76ZM183 216H184V220H183V218H180ZM60 217L62 218V220ZM65 217L66 218L68 217L67 220H69V223L67 220H64ZM75 217H76V220H73ZM179 219L184 222V224L181 226L177 225V221ZM65 221H67V222H65ZM70 221H72V222L70 223ZM75 221H76V223H74ZM61 224L65 225V226H62ZM134 225H136V227L138 226L137 221H134ZM155 225H153V226H155ZM69 226H71V227H69ZM146 227L148 228V223L146 224ZM57 228L60 230H58ZM24 230H26V231H24ZM61 230H62V232H59ZM148 231L152 234V232H151L152 229L148 230ZM53 235H54V237H53ZM59 235H61V237ZM63 246H66V247H63ZM147 247H149L148 250H147ZM67 248H69L72 251L74 250L75 253H74V251L70 252V250ZM141 250H142V252H140ZM212 254L217 255V257H213ZM135 256L140 257L137 254ZM254 259H252V260H254ZM262 264H264V263H262Z\"/></svg>","mask_w":264,"mask_h":264}]
</instances>
